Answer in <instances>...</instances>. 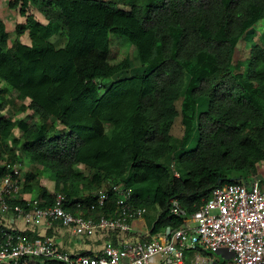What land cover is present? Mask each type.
Wrapping results in <instances>:
<instances>
[{
  "label": "trees",
  "instance_id": "obj_1",
  "mask_svg": "<svg viewBox=\"0 0 264 264\" xmlns=\"http://www.w3.org/2000/svg\"><path fill=\"white\" fill-rule=\"evenodd\" d=\"M0 1V112L11 89L36 116L32 123L0 118V161L7 156L0 174L27 157L50 170L66 209L86 218L116 209L112 196L92 210L93 189L123 184L134 206L157 209L154 221L147 214V223H135L153 234L182 229L218 188L254 178L264 183V44L252 45L245 73L234 64L244 35L264 20V0ZM32 4L46 25L29 13ZM26 34L31 44L22 41ZM54 35L63 47L51 41ZM124 41L141 62L133 75ZM180 116L184 135L175 140ZM16 126L21 151L13 143ZM32 179L24 194H32L26 184ZM54 193L42 187L36 198L45 207ZM173 199L186 217L171 214ZM2 230L0 224V242ZM110 237L117 246L141 238Z\"/></svg>",
  "mask_w": 264,
  "mask_h": 264
},
{
  "label": "built area",
  "instance_id": "obj_2",
  "mask_svg": "<svg viewBox=\"0 0 264 264\" xmlns=\"http://www.w3.org/2000/svg\"><path fill=\"white\" fill-rule=\"evenodd\" d=\"M20 166L22 163L8 165L6 172L0 174V224L3 227L0 264H17L28 258L65 264H190L187 251L197 256L222 254L227 259L224 264H264V183L261 178L216 189L202 209L186 218L182 229L153 234L147 225L143 229L135 225L136 222L146 223L148 210L134 206L132 191L123 184H106L95 195L92 210L103 209L112 196H117L113 215L86 218L66 209L67 197L62 192L54 193L53 203L45 207L38 198L24 194ZM21 201L27 206L18 204ZM171 204L172 215L186 217L177 199ZM56 225L74 238L94 240L101 236L103 249L94 256L82 251L68 252L49 234ZM129 233L141 238L118 246L106 239L111 234Z\"/></svg>",
  "mask_w": 264,
  "mask_h": 264
},
{
  "label": "rangeland",
  "instance_id": "obj_3",
  "mask_svg": "<svg viewBox=\"0 0 264 264\" xmlns=\"http://www.w3.org/2000/svg\"><path fill=\"white\" fill-rule=\"evenodd\" d=\"M32 2V0H31ZM3 5L2 1H0V14L3 13ZM31 15L35 17V19L46 25L47 21L44 19V17L37 11V9L34 7L32 4L30 7V12ZM60 36L59 35H54L51 38V41L55 44L60 42ZM22 41L26 44H31V40L29 38V35L26 34L25 36L22 37ZM258 41H261L264 44V20L255 25L252 29H250L242 38L240 41L236 56H235V61L234 64L236 66V69L238 72H246L247 71V66H248V61L250 59V52L252 45ZM124 45H126L130 49V54H131V60L133 63L135 71H133L131 74H136L137 69H140L141 67V62L138 57V52L135 49L134 46L129 44L127 41H124ZM58 47H63L64 43L61 41L59 44H57ZM6 101L8 102L6 104V108L3 112H0V118L1 117H6L7 119H11L14 122H27V123H32L36 120V116L33 114L31 110H28L27 107L29 105V100L23 101L18 98V94L11 89H8L7 94L5 95ZM2 104V95H0V105ZM179 111L181 110L182 107V101L177 103ZM25 108V109H24ZM184 135V126L182 123V117L180 116L172 129V136L174 137L175 140H181ZM22 130L19 127H15L13 130V143L16 145L19 151H21V147L23 146V141H22ZM197 141L195 139L192 140L191 147L195 148V144ZM7 161V156L4 157L3 161H0L1 164H5ZM22 163L21 171L23 174L24 178V183L27 181L28 177H32L33 179L29 181L27 186L31 185L32 186V194L31 196H38L39 191L42 187L47 188L51 193L55 192V187H56V182L52 178L50 170H46L42 167H38L30 162V160L25 157ZM84 175L86 177L90 176V171L86 169L84 166H81L80 168ZM259 172L260 174L264 177V162L259 164ZM31 193V192H30ZM94 195L97 193L96 189H93ZM87 193H84V195ZM157 209L152 208L148 211V217L150 218L151 221H154V218H156L157 215ZM187 256V261L190 264H213V259L214 262L219 263V264H224L227 262V259L222 255V254H213V255H199L195 252H186ZM197 256V257H196ZM226 256V255H225Z\"/></svg>",
  "mask_w": 264,
  "mask_h": 264
},
{
  "label": "crops",
  "instance_id": "obj_4",
  "mask_svg": "<svg viewBox=\"0 0 264 264\" xmlns=\"http://www.w3.org/2000/svg\"><path fill=\"white\" fill-rule=\"evenodd\" d=\"M19 225H21V222ZM148 228L150 227L148 226ZM49 234L55 238L58 245L70 253L82 251L83 253L98 255L104 245V240H102L101 236L94 240L74 238L70 232H67L60 225H56L54 229H50ZM106 239H111L113 241L111 237Z\"/></svg>",
  "mask_w": 264,
  "mask_h": 264
}]
</instances>
